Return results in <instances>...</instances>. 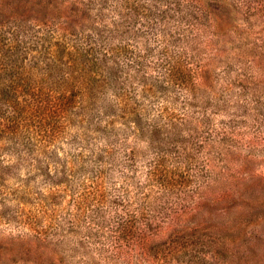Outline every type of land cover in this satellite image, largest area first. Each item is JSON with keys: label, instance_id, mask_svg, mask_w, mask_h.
Wrapping results in <instances>:
<instances>
[{"label": "rangeland", "instance_id": "rangeland-1", "mask_svg": "<svg viewBox=\"0 0 264 264\" xmlns=\"http://www.w3.org/2000/svg\"><path fill=\"white\" fill-rule=\"evenodd\" d=\"M0 264H264V0H0Z\"/></svg>", "mask_w": 264, "mask_h": 264}]
</instances>
